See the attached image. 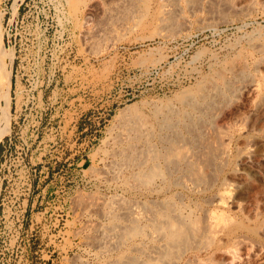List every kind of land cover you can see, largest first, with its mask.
Listing matches in <instances>:
<instances>
[{
  "label": "rangeland",
  "instance_id": "1",
  "mask_svg": "<svg viewBox=\"0 0 264 264\" xmlns=\"http://www.w3.org/2000/svg\"><path fill=\"white\" fill-rule=\"evenodd\" d=\"M123 1L0 0V264L154 262L148 201L217 226L179 264H264V0Z\"/></svg>",
  "mask_w": 264,
  "mask_h": 264
},
{
  "label": "bare ground",
  "instance_id": "2",
  "mask_svg": "<svg viewBox=\"0 0 264 264\" xmlns=\"http://www.w3.org/2000/svg\"><path fill=\"white\" fill-rule=\"evenodd\" d=\"M71 1L73 2V0H70V2L69 3H71ZM117 3H114V4H118L119 2H122L123 0H115ZM126 1H128V2H130L131 4H133V3H135V2H137V1H139V0H126ZM145 1V0H144ZM146 1H148V2H151V0H146ZM157 1V0H156ZM124 2V1H123ZM178 2V1H177ZM68 3V2H67ZM87 3V2H86ZM122 4V3H121ZM124 4V3H123ZM136 4V3H135ZM126 4H124V6H125ZM118 6V5H117ZM119 6H121V5H119ZM72 7V6H71ZM122 7V6H121ZM121 7H119V8H121ZM114 8V7H113ZM71 9V8H70ZM117 9V8H116ZM125 9H127L126 7H125ZM131 9V8H130ZM130 9H129V11H130ZM110 10V9H109ZM113 10V9H112ZM74 11H75V9H74ZM114 11V10H113ZM119 11V10H118ZM132 11V10H131ZM110 12H111V10H110ZM117 12V11H116ZM115 12V13H116ZM119 12H121L122 13V9H121V11H119ZM126 13H127V15H128V12H127V10H126ZM117 14V13H116ZM124 17H126V14H124ZM87 19V18H86ZM110 19V18H109ZM115 21H116V18H115ZM164 21V20H163ZM88 22V21H87ZM118 22V21H117ZM162 22V21H161ZM85 24H86V21H85ZM86 26V25H85ZM9 107H10V104H9V102H6L5 104H4V106H3V109H2V112H1V115H0V121H1V125H0V132H1V130H2V126L9 120ZM130 122V121H129ZM133 124V123H132ZM128 133H129V131H128ZM133 133H134V131H133ZM136 135V134H135ZM137 136V135H136ZM207 136V135H206ZM139 137V136H138ZM145 137V136H144ZM132 139V138H131ZM138 138L136 137V138H134V140H135V142H136V140H137ZM139 139H141V137H139ZM138 139V140H139ZM214 141V140H213ZM139 142H140V140H139ZM147 142H149L147 145H145L144 143V145L146 146V148L147 149H149V150H147L146 149V151H144V153H141V154H139L138 153V155L136 156V157H134V158H132V157H128V158H126V160H128V164H134V163H137L140 167H142V165L143 166H145V165H147L148 166V169H150V172H149V174L147 173L146 174V172H145V174L146 175H144L143 177L144 178H146L147 180H145L146 182L147 181H149V182H145L146 184H150V183H152L151 181H153L156 177H157V175L159 174V170H158V165L156 166L155 164H158L159 163V161H158V163H156V160L158 159V157L160 156H158L157 154L158 153H156V152H154V153H156V154H153L152 152H151V148H150V146H149V144H150V141H147ZM134 143V142H133ZM145 143H146V141H145ZM135 144V143H134ZM139 144V143H138ZM151 145V144H150ZM134 147V146H133ZM137 147V146H136ZM136 147L134 148L135 149V151H137L136 150ZM174 147V146H173ZM133 149V150H134ZM154 149V148H153ZM152 149V150H153ZM128 150V149H127ZM132 151V150H131ZM130 152V151H129ZM176 152V151H175ZM131 153V152H130ZM135 153V152H134ZM167 153V152H166ZM127 154H129V153H127ZM160 154V153H159ZM168 154V153H167ZM171 154V153H170ZM123 155V154H122ZM156 155L158 156L157 158H156ZM165 155V154H164ZM187 155V154H186ZM131 156V155H130ZM133 156V155H132ZM123 157H124V155H123ZM127 157V156H126ZM166 158H164V157H162L161 158V156H160V158L161 159H164V160H170V155H168V156H165ZM172 159V158H171ZM126 160H124V161H126ZM173 161V160H172ZM177 161V160H176ZM208 162V161H207ZM126 163H127V161H126ZM170 163V162H169ZM168 163V164H169ZM174 164V163H173ZM205 164V163H204ZM199 170V169H198ZM140 176V175H139ZM136 177H137V175H136ZM136 177H133V178H136ZM142 177V178H143ZM192 177V176H191ZM141 178V179H142ZM130 179V178H129ZM140 179V180H141ZM137 181H138V179H137ZM203 181V180H202ZM140 183H143L144 182V180H143V182H141V181H139ZM138 183V182H137ZM144 185V184H143ZM131 189V188H130ZM116 201V200H115ZM141 202V201H140ZM149 202H152V201H148V202H145L144 204H148ZM166 202V201H165ZM120 203V202H119ZM135 203H137V204H139V206L141 205H144V204H140L139 202H135ZM155 203H157V202H154V204ZM131 204V203H130ZM130 204H128V205H130ZM136 204V205H137ZM122 205H124L123 207H122ZM126 205H127V203H125V202H122L121 201V203H120V205L118 204V206H121L122 208H127L126 207ZM134 206H136L135 204H133ZM133 205L131 206L130 205V207H131V209H126L125 211L126 212H121L120 210H122L121 209V207L119 208V211L122 213L121 215L119 214V216H121V217H119L117 214H118V212H117V214H116V212H115V221H116V225H115V228H114V230H117V227L119 226L118 225V223H119V221H121V220H124V222L126 223V222H128L130 225L128 226L127 225V227H125L126 229H125V231L123 230L124 228H119L120 229V232L117 230V232L121 235H119L118 236V239H119V241L118 242H120V240L121 239H123V237H122V235H123V233H121V231L123 230L124 231V234H125V238H127V239H130V241L129 242H132L131 243V247L133 248V246H136V245H138V241H140L141 243L142 242H146V243H150V245H152V248L155 250V252H157V254H159L161 257H160V259L162 258V256H164L165 257V259L166 260H168V261H171V263H172V260L174 259L175 260V257H176V263H173V264H179L180 263V260H183V257L187 254V252H188V254L189 253H191V254H194V255H196L195 257L197 258V254L200 252V250L198 249H196V248H194V249H190V247L189 246H191V245H189L188 247L189 248H184L185 247V245L188 243V241H189V238H192V235H195V236H200V237H203V238H207V237H210L211 238V236H214L215 235V233L217 232L216 231V229H217V226H216V224H214L215 222H210V223H208V224H206L205 225V228H201V227H203V226H201L200 227V224H199V226H197V228H196V225H198V220H196L197 221V223L195 224L194 222H196V221H192L191 220V218H190V216L188 215V214H186V215H184L183 214V212H181L180 210L178 211L176 208L174 209H172V208H169V210H167V211H165L164 210V212H160V213H157V212H154V214H152L153 212H149V213H145V211L143 212V211H137L135 214H134V212H135V207H133ZM156 205V204H155ZM140 206V207H141ZM147 206V205H146ZM146 206L144 207V209L146 210L147 208H146ZM160 206H162V204L160 205ZM168 206V205H167ZM175 206V205H174ZM129 207V206H128ZM140 207L139 208H137L138 210H140ZM150 207V206H149ZM169 207V206H168ZM132 208H133V211H132ZM156 208H157V206H156ZM114 209H117V208H114ZM150 209V208H149ZM148 209V210H149ZM110 210V209H109ZM128 210V211H127ZM129 210H131L130 212H129ZM123 211V210H122ZM150 211V210H149ZM157 211H162V209L161 210H157ZM119 212V213H120ZM133 212V213H132ZM141 212H143L145 215L146 214H149V215H144L143 216V214H142V216H140L141 215ZM147 212V211H146ZM130 213H132V214H130ZM151 213V214H150ZM157 213V214H156ZM112 215V214H111ZM134 215V216H133ZM205 216V215H204ZM198 218V217H197ZM206 218V217H205ZM195 220V219H194ZM208 222H209V220H208ZM200 223V222H199ZM120 224V223H119ZM143 225V226H142ZM113 226V225H112ZM126 226V225H125ZM144 226H146L145 228H148V231L147 232H145L144 231V229H142V227H144ZM198 227H200V228H198ZM116 232V231H115ZM191 236V237H190ZM104 239V238H103ZM198 239H199V237H198ZM207 239H209V238H207ZM127 241V240H126ZM148 241V242H147ZM191 242H192V240H190ZM121 242H123L122 240H121ZM121 242H120V244H121ZM117 243V242H116ZM119 244V245H120ZM191 244V243H190ZM193 244V243H192ZM117 245H118V243H117ZM115 246V249H118L119 248V245L118 246ZM183 245H184V247H183ZM199 245V244H198ZM206 246V245H205ZM192 247V246H191ZM134 248H136V247H134ZM176 248L178 249L177 251H176ZM184 248V249H183ZM148 249V248H147ZM207 249V248H206ZM132 250V249H131ZM136 250H140V249H136ZM173 250H174V252H178V255H176V254H173ZM202 250V249H201ZM141 251H143V250H141ZM151 251V250H150ZM131 252V251H130ZM139 253H140V251H138ZM153 252V251H152ZM136 253V252H135ZM146 255H148L147 254V252H146ZM158 255V256H159ZM174 255H176L175 257H174ZM134 256V255H133ZM149 256V255H148ZM152 256V255H151ZM155 256H157V255H155ZM150 257V256H149ZM163 257V258H164ZM194 257V256H193ZM194 257V258H195ZM124 258V257H123ZM128 258V260H129V262H127V261H122L123 263L124 262H127V264H137L136 263V259L135 258H137V257H132L131 258V260L129 259V257H127ZM151 258V257H150ZM185 258V257H184ZM137 259H139V257L137 258ZM146 259V258H145ZM152 259V258H151ZM157 258H155L154 260H150V261H154V262H151V263H156L155 262V260H156ZM160 259H157L156 261H157V263L156 264H161L160 263ZM165 259H164V261H165ZM141 260V259H140ZM147 260H149V259H147ZM190 260V259H189ZM188 260V261H189ZM131 261V262H130ZM164 261H161V262H163L164 263ZM194 260L192 259V260H190L189 262H193ZM198 261V260H197ZM116 262H117V260H116ZM116 262H115V264H116ZM119 262V261H118ZM137 262H139L138 260H137ZM142 262V261H141ZM120 263V262H119ZM140 263V262H139ZM151 263H149L148 262V264H151ZM162 263V264H163ZM169 263V262H168ZM167 263V264H168ZM198 263V262H197ZM121 264V263H120ZM125 264V263H124ZM144 264H147V263H145L144 262ZM164 264H166V263H164ZM170 264V263H169Z\"/></svg>",
  "mask_w": 264,
  "mask_h": 264
},
{
  "label": "crops",
  "instance_id": "3",
  "mask_svg": "<svg viewBox=\"0 0 264 264\" xmlns=\"http://www.w3.org/2000/svg\"><path fill=\"white\" fill-rule=\"evenodd\" d=\"M88 163H89V159L87 157L83 158L82 156L77 157L74 161L75 166L80 168H83V166L88 165Z\"/></svg>",
  "mask_w": 264,
  "mask_h": 264
},
{
  "label": "built area",
  "instance_id": "4",
  "mask_svg": "<svg viewBox=\"0 0 264 264\" xmlns=\"http://www.w3.org/2000/svg\"><path fill=\"white\" fill-rule=\"evenodd\" d=\"M27 185L29 188H31L32 187V181H27ZM27 200H28V198L26 197L25 201H27Z\"/></svg>",
  "mask_w": 264,
  "mask_h": 264
}]
</instances>
